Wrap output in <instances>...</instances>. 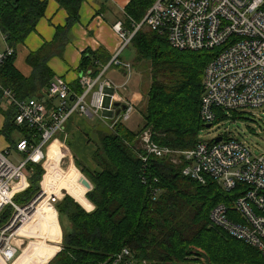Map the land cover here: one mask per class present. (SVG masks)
Masks as SVG:
<instances>
[{
    "label": "trees",
    "instance_id": "16d2710c",
    "mask_svg": "<svg viewBox=\"0 0 264 264\" xmlns=\"http://www.w3.org/2000/svg\"><path fill=\"white\" fill-rule=\"evenodd\" d=\"M47 1L0 0V32L6 49L12 50L0 66V98L1 87L19 99L46 95L54 78L48 62L64 52L85 0H57L67 15L66 23L55 28L50 43H44L28 56L26 61L33 71L29 78H24L13 65L15 51L35 32L37 23L45 16ZM156 1L129 0L119 21L123 29L132 31ZM128 46L134 57L127 61L120 55V60L124 58L130 66L122 71L126 78L135 74L140 65L145 73L146 64L150 81L146 105L137 111L126 97V89L121 94L133 108L130 119L102 120L98 127H91L88 135L92 132L96 137L91 154L93 166L76 165L92 186L86 198L94 209L86 211L76 203L77 199L66 195L54 204L62 242L60 251L48 264H264L258 249L232 237L210 218L217 205L231 206L243 190L240 184L232 191H225L211 178L201 184L182 174V164L177 166L168 158H156L140 147L141 136L148 132L157 145L189 150L200 141L198 134L207 129L205 125L242 118V111L226 115L217 109L212 123L201 119L203 73L213 52L178 50L165 35L145 28L134 34L125 49ZM110 58L103 49L86 50L81 54L77 72L79 76L90 72L94 78ZM113 68L118 69H110ZM69 85L74 95L81 93L78 80ZM122 106L118 104V110H124ZM2 112L4 132L14 128L20 139L31 143L35 132L27 126H15L12 110ZM135 112L140 117L138 130L127 126ZM26 171L31 187L24 193L23 201L39 193L44 174L42 164L28 163ZM28 204L25 201L20 206ZM125 250L128 255H123Z\"/></svg>",
    "mask_w": 264,
    "mask_h": 264
},
{
    "label": "built area",
    "instance_id": "2783aa9c",
    "mask_svg": "<svg viewBox=\"0 0 264 264\" xmlns=\"http://www.w3.org/2000/svg\"><path fill=\"white\" fill-rule=\"evenodd\" d=\"M144 28L165 35L178 50L213 52L202 81L200 116L205 123L214 121L217 109L229 115L234 111L264 108V0H157L132 31L123 29L120 22L112 26L118 47L96 77L86 72L77 78L79 95H74L69 83L61 77L52 79L41 98L19 99L1 87L0 108L12 110L14 125L27 126L35 135L31 143L19 139L13 146L0 150V213L5 207L11 208L12 213L0 227V264L12 263L20 255L24 242L16 246L12 242L29 220L32 205L45 196L51 205L64 197L42 189L26 206L13 203V195L28 186L27 164L43 165L47 161L48 146L76 114L89 119L116 118L125 122L130 119L133 108L121 94L126 90L130 74L119 85L106 78V72L111 67L130 69L128 64H121L120 55L134 34ZM11 55L8 48L0 54V66ZM116 104L124 105L119 115L115 114L119 108ZM107 114L110 116L106 117ZM140 139L148 154L168 158L177 166L182 164V174L201 184L211 178L225 191H232L240 184L243 190L231 206L217 205L210 218L264 256V153L253 155L246 144L235 138L221 137L218 143L199 141L189 150L157 145L148 132ZM12 149L25 155L18 165L8 158ZM123 255L128 252L123 251Z\"/></svg>",
    "mask_w": 264,
    "mask_h": 264
},
{
    "label": "rangeland",
    "instance_id": "374dc122",
    "mask_svg": "<svg viewBox=\"0 0 264 264\" xmlns=\"http://www.w3.org/2000/svg\"><path fill=\"white\" fill-rule=\"evenodd\" d=\"M63 54L64 53H62L60 57H52V58L63 59ZM121 55L122 57H126L127 59H129L130 57L133 58L134 51L131 48V46H128L121 53ZM120 62L122 65L125 64L123 60H120ZM138 67L140 68H138V71H136L135 74L131 73V75H129L128 84L126 87V89H128L126 93V97L131 103L135 104L137 111H140V109H143L144 105H146V95L150 81H149V72L148 69L146 68V64H145V73H143L144 68L142 69L140 65ZM125 80H126L125 75L124 74L123 76L121 75L120 81L123 82ZM0 110L2 111L1 108ZM225 114L228 115L227 113ZM0 115L4 117V114H2L1 112ZM241 115H242L241 119H236V120L229 119V120L216 122L210 128L202 130L198 134V139L200 141L208 142L211 141L212 139H215L217 136H222L223 139H227L228 137L235 138L238 141L246 144V146L252 151L253 155L260 156L261 154L264 153V108L260 110L242 111ZM105 116L107 117L110 115L107 114ZM139 119H140L139 114L135 112L132 116L131 121L127 123V126L133 130L134 129L138 130L137 125L140 121ZM100 121L102 120H100V118L98 117H94L91 119L87 117H83V122H85L88 126H85L83 128L77 126L76 128L78 130V134H77V130L75 133H70L68 130L70 126H67L65 127V129H63V132H60L57 135V137L50 143L51 145L48 147V149L52 148L57 152L61 151V149H57V148L66 149L68 152V156L65 154L66 156L64 157V159H61L60 161H59L60 155H55L52 161L44 160V162L46 161V163L44 164L43 162L42 165L44 169V174L39 184L40 187L39 192L42 189L44 190L45 188V191H47V193L52 192L55 195L62 194V195L70 196L74 200L76 199L77 195L75 196V194H73L74 191L73 192L68 191L66 188L68 186H72L78 189L80 184L78 177L75 176L73 180H70V182L66 184L65 187H63L62 185L65 184L64 183L65 179L67 177V174L72 169V165L84 178L85 176L79 171L76 164L79 163L81 167H86V168L88 166L89 167L93 166V163L91 161L92 152L90 150H86L85 148L91 146L93 147L92 150L95 149V145H94V142L96 141L95 134L91 132L88 135V133L90 132L92 126L98 127ZM4 123L3 125L0 124V145L8 144L9 147H11L14 145L13 143L14 139L18 136V131H16V129L13 128L11 131H8V133L4 132L5 130ZM80 140H81V145L79 146L78 143ZM140 147L145 151L144 144H140ZM11 151L12 152L10 153L8 158L14 165H18L20 162L24 161L25 155L17 153L14 149H12ZM62 168L66 169L68 173L66 172V170L61 172ZM27 174L28 173H26V176H28ZM53 182H57V185L52 184ZM29 187H31V185L29 186L28 184V186H26L23 190L15 193L12 197L13 203L17 205H21L25 203V201L26 202L28 201L30 203L34 199H36L39 193L30 196V198H28L29 197L28 196L27 200L23 201L22 198H25L24 193L27 191V189H29ZM82 191H80V196L78 197L79 200H82L84 198L87 202H89L86 198V193H88L89 191L85 189V194L83 195H82L83 193ZM45 197L39 199L40 204H43V202H45ZM79 200L78 201L75 200L76 203H78L86 211L89 210L92 211L94 209L93 206L90 207L91 205L90 202L89 205L87 204L84 205ZM49 205L53 208V211L43 207V209H41L40 211H38V213H36V215L32 220H28L27 223L21 228V230L20 229L18 230V233L25 236L27 239L19 235V237L15 238L14 241L12 242V244L15 246L22 242H24L25 244L21 248V254H23V256L18 260L19 262L17 264H30L28 259L31 260L30 262L32 264H38L39 262H40L39 264H41L43 259L44 260L48 259L49 256L55 252L56 247L53 244L48 245V248H46L43 253L44 258L38 260L39 257L42 258V255L39 254L41 246L44 244L45 240H50L48 242L51 243L54 242L57 243L60 237L58 232H61V239L57 244L58 250L60 251V244L62 242V230L58 221L57 212L54 208V204L52 205L49 204ZM30 210H33V208H31ZM51 212L52 214L54 213L53 217H51ZM11 214H12L11 208L5 207L3 212L0 213V227L4 225L5 220H7ZM29 216H32L31 212L29 213ZM54 223H57V225H55ZM33 226H35V228H33ZM39 231H41V235L37 237L35 236L34 238L35 240L30 238L32 235L39 234L40 233ZM34 243L37 245V247L34 246ZM55 254L46 264H48L54 258ZM25 257H27L28 259L27 258L25 259Z\"/></svg>",
    "mask_w": 264,
    "mask_h": 264
},
{
    "label": "crops",
    "instance_id": "0c3cea01",
    "mask_svg": "<svg viewBox=\"0 0 264 264\" xmlns=\"http://www.w3.org/2000/svg\"><path fill=\"white\" fill-rule=\"evenodd\" d=\"M128 3L129 0H85L81 4L79 10V21L76 24H74L71 28L70 41L64 49L63 59L52 58L48 62V67L53 72L54 78L62 77L66 81H68L69 84L71 85L76 84L77 78L79 77L77 68L80 62L81 54L86 50L95 52L100 48L103 49V52L106 53L109 56V58L114 55L119 42L117 41L112 31V26L123 18L124 8L127 6ZM66 19H67V15L65 11L59 7L57 0H48L47 7L45 10V16L37 23L35 32L29 34L25 39L24 44L18 46L15 51V58L13 65L15 69L21 74L22 77L29 78L33 71V69L28 65L26 61L28 56L32 53L37 52L42 47V45H44V43H50L54 38L55 28L64 27L66 23ZM5 50H6L5 41L3 35L0 32V54L4 53ZM131 59L132 58L130 57L129 59L126 60L130 61ZM123 74L124 72L122 71V68L121 69L113 68L108 71V73L106 74V78L110 79L115 84H122L124 81L121 82L120 77L121 75L123 76ZM2 111L0 110L2 114H5V112ZM0 116H1L0 124L3 125V123L5 122V115L4 117H2V115ZM71 124L72 125H68L70 126V128L68 129L70 133H75L77 130L76 128L77 126L82 128L88 126L85 122H83V117H79L78 115H75L72 118ZM77 134H78V130H77ZM19 139L20 137L17 136L14 139L13 143L15 144ZM78 145L79 146L81 145V140L79 141ZM8 147H9L8 144H1L0 150L7 149ZM57 149H61V151L64 153H62L61 151H60L61 153L57 152L52 148L48 149L47 150L49 156L48 161H52L55 155L68 156V152L66 149L63 148H57ZM85 149L90 150L91 152L93 151L92 150L93 147L91 146ZM65 170H61V172ZM75 176L78 177L80 182L82 176L72 165V169L67 174V177L65 179L64 182L65 184H63L62 186L65 187L66 184H68L70 180H73ZM66 189L68 191H72V192L74 191L73 194H75V196L77 195L76 199L78 200H79L78 197L80 196V191L83 190L82 191L83 193L82 192L81 193L82 195L85 194V188L81 185V183L79 184L78 189L72 186H68ZM79 201L84 205L85 204L89 205V202H87L84 198ZM31 211L32 210H30L29 213ZM35 215H32V217L34 218ZM53 216L54 213L52 214L51 212V217ZM54 224L57 225V223ZM39 232H40L39 234L32 235L30 238L34 239L35 236L36 237L40 236L41 231ZM58 234L60 235L59 237V241H60L61 232H58ZM21 236L26 238L23 235ZM48 241L50 240H45L44 244L41 246L39 254L42 255V258L39 257L38 260L44 258L43 253L45 249L48 248V245L53 244L56 247V250L54 253H52L49 256L48 259L46 260L43 259L41 264H46L52 258V256L56 252H58L57 244L59 243V241L57 243L55 242L51 243ZM34 246L37 247L35 243ZM22 256L23 254L20 253V255L17 258L20 259ZM26 258L27 257H25V259ZM28 261L31 264L30 262L31 260L28 259ZM18 262L19 261H16L14 264H17Z\"/></svg>",
    "mask_w": 264,
    "mask_h": 264
},
{
    "label": "bare ground",
    "instance_id": "6f19581e",
    "mask_svg": "<svg viewBox=\"0 0 264 264\" xmlns=\"http://www.w3.org/2000/svg\"><path fill=\"white\" fill-rule=\"evenodd\" d=\"M237 113V112H236ZM51 145V144H50ZM49 145V146H50ZM64 157L65 156H61L60 155V157H59V161L61 160V159H64ZM49 159V156H48V151H47V160ZM62 170H65V169H63L62 168ZM52 184H56L57 185V182H53ZM51 184V185H52ZM45 189V188H44ZM47 192V191H46ZM49 194V193H48ZM54 194V193H53ZM56 196H61V195H57L56 194ZM43 201V200H42ZM46 202V201H45ZM43 202V204H40V201H38V202H36L34 205H32V207L31 208H33V210L31 211V214L32 215H35L39 210H41V209H43V207H45V208H48V209H50L51 211H53V208L46 202ZM55 215H56V212H55ZM33 219V217L32 216H29V220H32ZM36 226V225H35ZM35 226H33V228H35ZM20 230H21V228H20ZM21 236V234H19L18 233V231H17V236ZM19 260V258H17V259H15V261L14 262H12L13 264L16 262V261H18ZM11 263V264H12Z\"/></svg>",
    "mask_w": 264,
    "mask_h": 264
},
{
    "label": "water",
    "instance_id": "95a60500",
    "mask_svg": "<svg viewBox=\"0 0 264 264\" xmlns=\"http://www.w3.org/2000/svg\"><path fill=\"white\" fill-rule=\"evenodd\" d=\"M116 107L118 106V104H116L115 105ZM122 109L124 108V106H122L121 107ZM119 111L120 110H117L116 111V115H118L119 114ZM211 127V124H207V125H205V128H210ZM221 141V137H217L216 139H215V143H218V142H220ZM80 183H81V185L87 190V191H90L91 189H92V186H91V184L87 181V179L86 178H84L83 176L81 177V179H80Z\"/></svg>",
    "mask_w": 264,
    "mask_h": 264
}]
</instances>
